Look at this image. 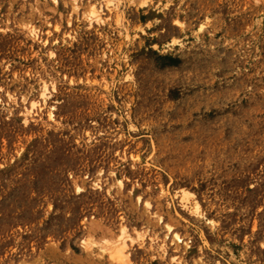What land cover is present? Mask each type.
<instances>
[{"label": "rangeland", "instance_id": "rangeland-1", "mask_svg": "<svg viewBox=\"0 0 264 264\" xmlns=\"http://www.w3.org/2000/svg\"><path fill=\"white\" fill-rule=\"evenodd\" d=\"M0 264H264V0H0Z\"/></svg>", "mask_w": 264, "mask_h": 264}, {"label": "bare ground", "instance_id": "bare-ground-1", "mask_svg": "<svg viewBox=\"0 0 264 264\" xmlns=\"http://www.w3.org/2000/svg\"><path fill=\"white\" fill-rule=\"evenodd\" d=\"M54 1H56V0H54ZM75 1H76V0H75ZM76 6H77L76 8H79L80 5H79V6L76 5ZM79 9H80V8H79ZM33 31L35 32V29H34ZM36 34H37V33H36ZM39 38H40V36H39ZM37 39H38V38H37ZM43 90H44V91H43L44 93H43L42 95L44 96V98H46V94H45V93L47 92V88H46V86H45V89L43 88ZM47 94H48V93H47ZM49 95H50V94H49ZM49 97H50V96H49ZM49 97L47 96V98H49ZM47 100H48V99H47ZM47 100H46V101H47ZM48 103H49V102H48ZM49 111H50V110H49ZM171 241L174 242V243H183L182 239H181L177 234H174V235H173V237L171 238ZM171 244H172V243H171ZM165 245H166V244H164V242H163V244H162L161 246H164V247H165ZM176 247H177V246H176ZM117 254L120 255L119 250L117 251ZM113 255H114V254H112V257H113ZM115 255H116V254H115ZM115 257H117V255H116ZM115 257H114V258H115Z\"/></svg>", "mask_w": 264, "mask_h": 264}]
</instances>
